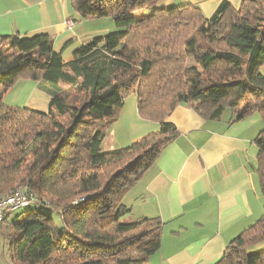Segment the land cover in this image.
<instances>
[{
	"label": "trees",
	"instance_id": "trees-1",
	"mask_svg": "<svg viewBox=\"0 0 264 264\" xmlns=\"http://www.w3.org/2000/svg\"><path fill=\"white\" fill-rule=\"evenodd\" d=\"M156 1L73 0L83 17H109L117 30L67 61L48 34L0 37V198L19 184L32 200L1 227L14 264H147L161 245V219L126 221L124 199L179 134L167 117L189 103L206 119L230 110V122L255 113L264 122V0H224L209 17L197 4ZM31 78L48 82L47 111L5 101ZM131 94L159 132L104 150ZM254 142L264 192V127ZM263 241L264 213L217 264H264Z\"/></svg>",
	"mask_w": 264,
	"mask_h": 264
},
{
	"label": "crops",
	"instance_id": "crops-1",
	"mask_svg": "<svg viewBox=\"0 0 264 264\" xmlns=\"http://www.w3.org/2000/svg\"><path fill=\"white\" fill-rule=\"evenodd\" d=\"M72 1L0 0V37L48 34L67 61L92 38L117 30L109 17H83ZM27 81L6 91L8 104L15 105L8 97L21 92ZM39 83L32 87L35 98L26 105L47 111L50 95L44 86L48 84ZM231 117L229 110L220 119H206L189 103L179 104L167 117L179 134L124 199L132 207L126 216L129 221L161 219V245L147 264H217L229 241L263 216L259 148L254 140L264 122L259 113L237 122H230ZM160 126L140 114L137 97L131 94L102 147H128L159 132ZM256 247L263 249L264 241Z\"/></svg>",
	"mask_w": 264,
	"mask_h": 264
},
{
	"label": "rangeland",
	"instance_id": "rangeland-1",
	"mask_svg": "<svg viewBox=\"0 0 264 264\" xmlns=\"http://www.w3.org/2000/svg\"><path fill=\"white\" fill-rule=\"evenodd\" d=\"M223 1L224 0H157L156 5L162 6L164 4H167V5H178L179 6V5L186 4V3H194V4L195 3H197V4L202 3L203 4L202 11L207 17H209V16L214 14V12L216 11V8H218ZM229 1H231L232 4H234L235 6H239L242 2V0H229ZM198 5L200 6V4H198ZM141 11H138L136 14L141 15V13H140ZM141 16H139V18ZM262 71L264 72V66L262 68ZM37 82L38 81L32 80V78H31V80L27 81L26 84L23 85L24 87L22 88L21 92L19 91V93L17 94L16 92H18V91H16L15 94L9 96L8 99L11 101L12 100L15 101L13 103H15L16 106L27 107L26 104L29 103L28 101L32 98H35V96L33 97L32 87L35 84L39 83V82L38 83ZM42 83L48 84V82H46V81H42ZM43 84L42 85L40 84L41 87H43ZM14 99H16V100H14ZM227 111H229V110H227ZM17 190H20V191L23 190L24 191V188L22 185L17 184V185H15L14 189L11 191L15 192ZM24 212H25V209H18V213H16V214L21 215V214H24ZM14 217L15 216H13L12 219ZM125 220L127 221L128 218H125ZM12 255H13V253L11 251L10 239L7 238L4 234H0V264H14L12 261L13 260Z\"/></svg>",
	"mask_w": 264,
	"mask_h": 264
},
{
	"label": "built area",
	"instance_id": "built-area-1",
	"mask_svg": "<svg viewBox=\"0 0 264 264\" xmlns=\"http://www.w3.org/2000/svg\"><path fill=\"white\" fill-rule=\"evenodd\" d=\"M31 197L23 190H17L10 195L0 198V231L6 214L30 205Z\"/></svg>",
	"mask_w": 264,
	"mask_h": 264
}]
</instances>
